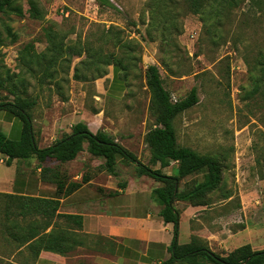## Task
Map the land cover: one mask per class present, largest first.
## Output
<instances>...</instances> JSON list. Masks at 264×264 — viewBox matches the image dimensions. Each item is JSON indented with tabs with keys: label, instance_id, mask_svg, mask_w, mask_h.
<instances>
[{
	"label": "rangeland",
	"instance_id": "374dc122",
	"mask_svg": "<svg viewBox=\"0 0 264 264\" xmlns=\"http://www.w3.org/2000/svg\"><path fill=\"white\" fill-rule=\"evenodd\" d=\"M15 1L22 15L0 14V102L14 100L11 85L16 86V94L36 100L30 113L38 146L49 145L56 128L66 134L70 122L56 127L53 117L75 109L89 118L99 113L94 128L118 137L119 143L147 164L150 149L145 135L156 126V114L150 106L145 71L149 64H156L173 100L197 87L198 103L174 119L178 143L214 156L221 166L220 183L206 197L207 204H190L194 211L186 214L191 232L188 238L181 233L178 242L194 237L223 254L242 244L252 248L260 244L264 238V96L250 92L255 60L264 51V7L257 10L245 1L227 10L220 21L206 13L175 10L170 24L162 17L151 25L148 0H111L115 8L100 6L95 0H37L44 12L40 18L29 13L28 0ZM50 25L66 32L71 41L79 35L89 37L92 44L103 27L113 25L122 37L136 42L129 76L118 74L123 96L112 99L97 91L98 84L107 83L105 75L84 82L72 78L74 65L84 54L73 57L69 67H58L52 79L40 80L37 67L29 72L26 50L32 44L36 54L44 51L43 28ZM165 25L172 26L163 33ZM174 166L172 162L170 173ZM116 168L117 182L136 175L135 163L126 159ZM201 179L202 173L189 175L179 187L189 188ZM3 207L0 196V220ZM16 247L0 223V264H32L33 256L24 248L17 252Z\"/></svg>",
	"mask_w": 264,
	"mask_h": 264
},
{
	"label": "trees",
	"instance_id": "16d2710c",
	"mask_svg": "<svg viewBox=\"0 0 264 264\" xmlns=\"http://www.w3.org/2000/svg\"><path fill=\"white\" fill-rule=\"evenodd\" d=\"M95 1L100 6L115 8L111 0ZM245 1L257 10H262L264 7L263 0H148L147 7L151 10V25H155L162 17L169 19L168 24H170L173 20L171 11L175 10L206 13L216 21H220L227 10L238 8ZM28 3L31 15L39 18L44 15V12L37 7V0H28ZM9 12L23 14L22 7L15 0H0V14ZM171 26H163V33ZM42 37L46 42L43 52L36 54L32 44L29 45L32 51L29 48L26 50L29 59L27 70L34 73L37 67V77L40 80H43L42 77L50 79L56 77L58 67L63 65L69 67L72 58L82 54L84 57L74 65L72 75L74 80L84 82L102 77L108 73L106 67L109 64L118 70V74L122 73V76L127 78L138 50V44L122 37L121 30L113 25L106 29L103 27L94 44L88 41L89 37L81 39L79 35L71 41L67 39L66 32L63 33L51 25L43 28ZM255 67L256 70L251 76L250 94L258 93L264 96V51L259 52ZM145 79L151 92L150 106L156 114V126L145 135V141L150 149V159L147 164L129 152L114 136L103 129L93 132L83 121L72 124L69 133L49 145L38 146L30 113L36 100L16 94L15 85L9 86L14 94V100L0 102V109H6L16 115L22 123L18 139L8 138L0 129V153L6 156L5 164L10 165L13 159L35 158L38 167H41L40 179L53 183L56 194L63 195L88 180L84 175L80 181L68 182L67 172L61 169L62 163L75 159L81 151L86 150L92 156L102 158L103 167L111 175L117 174L118 160L126 159L135 163L136 175H146L160 183L153 189L154 197L161 205L159 214L164 222H171L173 225L171 255L168 259L155 264H174L178 261L188 264H264V248L253 249L248 243L223 254L195 241L194 237L186 243L178 242L180 211L175 206V202L185 201L191 205H206V197L220 183L221 166L214 156L199 153L177 141L174 119L178 114L198 103L197 87L193 85L184 97L173 100L163 84L156 64L147 66ZM48 162H54L55 165H42ZM171 162L176 163L172 173H164L162 169ZM153 164H159V167L153 168ZM197 173H202L201 180L189 188L180 189L181 179ZM125 184V181L118 183L120 188L125 187ZM0 196L4 204V219L0 220V223L10 242L16 243L17 252L24 248L34 260L41 250L66 254L72 249L73 236L58 220L71 218L74 215L57 213L59 206L57 198L12 193H0ZM78 226H81V222ZM49 227L50 229L47 230Z\"/></svg>",
	"mask_w": 264,
	"mask_h": 264
},
{
	"label": "crops",
	"instance_id": "0c3cea01",
	"mask_svg": "<svg viewBox=\"0 0 264 264\" xmlns=\"http://www.w3.org/2000/svg\"><path fill=\"white\" fill-rule=\"evenodd\" d=\"M105 79L107 83L98 84L97 91L112 99L121 98L124 85L118 70L109 68ZM100 118L99 113L89 118L71 109L55 115L53 122L56 127L70 122L66 133L70 132L72 124L79 121L96 132L99 127L94 128L93 120L99 121ZM21 127V120L16 115L0 109V129L8 138L18 139ZM62 132L56 128L51 142L60 138ZM5 159L6 156L0 153V193L57 198L59 206L56 212L74 215L58 220L73 236L72 249L66 254L41 250L32 264H155L170 257L173 225L164 222L159 214L161 205L153 194V189L160 185L158 181L146 175H135L128 177L125 187L120 188L115 178L119 173L117 168L116 175L109 174L103 167L102 158L83 150L75 159L62 163L61 167L67 172L68 182L80 181L84 175L88 180L66 194L57 195L53 183L40 179L41 167L35 158L13 159L10 165L5 164ZM171 163L162 169L164 173L171 174L168 171ZM42 165L55 164L48 162ZM158 167L159 164H153V168ZM178 202L183 203L180 207L175 204L180 211L179 240L181 233L187 238L190 235L191 224L186 213L194 211V207L185 201ZM79 222L81 226H78ZM259 243L253 249H263L264 238Z\"/></svg>",
	"mask_w": 264,
	"mask_h": 264
}]
</instances>
